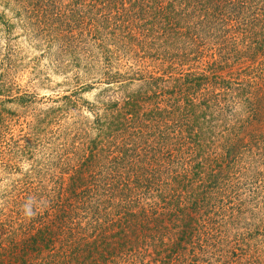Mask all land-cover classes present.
Masks as SVG:
<instances>
[{
	"label": "trees",
	"instance_id": "16d2710c",
	"mask_svg": "<svg viewBox=\"0 0 264 264\" xmlns=\"http://www.w3.org/2000/svg\"><path fill=\"white\" fill-rule=\"evenodd\" d=\"M0 4L75 37L109 86L82 101L65 177L0 207V264H264V219L226 234L264 195V0ZM35 125L8 148L23 152Z\"/></svg>",
	"mask_w": 264,
	"mask_h": 264
},
{
	"label": "rangeland",
	"instance_id": "374dc122",
	"mask_svg": "<svg viewBox=\"0 0 264 264\" xmlns=\"http://www.w3.org/2000/svg\"><path fill=\"white\" fill-rule=\"evenodd\" d=\"M10 6L0 4L2 211H6L5 204L12 196L23 195L21 192L25 186L41 182L48 186L51 179L59 182L65 177L61 164L63 149L74 136L79 120L91 117L82 101H95L101 89L109 87L100 76L102 65L97 56L85 51L75 37L56 36L54 29L46 26V20L43 22L42 18L30 16L29 11L11 9ZM124 61V58L119 59V63ZM69 93L78 98L76 105L57 111L55 115L54 108L63 103L58 98ZM28 122L29 125L35 123L36 127L26 149L12 151L8 148L9 138L24 134ZM62 134H67L64 143ZM263 196L241 204L239 212L234 213L232 227L226 232L231 243L233 234L236 237L245 225L260 228L256 220L264 219V213L259 209ZM244 221L248 222L241 224ZM245 243L238 238L235 245L252 252L256 244Z\"/></svg>",
	"mask_w": 264,
	"mask_h": 264
}]
</instances>
